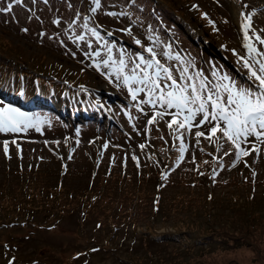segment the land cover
Returning a JSON list of instances; mask_svg holds the SVG:
<instances>
[{"label":"rangeland","instance_id":"obj_1","mask_svg":"<svg viewBox=\"0 0 264 264\" xmlns=\"http://www.w3.org/2000/svg\"><path fill=\"white\" fill-rule=\"evenodd\" d=\"M161 1L159 5L163 8L160 11L146 3L141 7L144 11L138 14L109 17L104 13L124 12L122 6L128 0H102L103 9L95 16L88 11L89 0H48V3L23 0L21 4L15 0H0V10L12 4L11 12L0 11V62L6 67L0 70V105L38 115L44 121L39 132L33 128L14 134L0 133V169L2 163L13 161L16 151L32 150L29 153L38 158L40 167L49 168L48 172L54 178L58 177L59 167L67 166L71 168V174L64 179L84 182V186L91 179L90 169L94 168L95 182L97 180L94 192L105 183L106 196L121 195L115 194L118 189L113 187L124 178L126 189L133 194L128 198L138 199L134 212L137 224L127 229L111 227L106 221L102 227H95L97 216L109 211L107 206L120 207L123 215L127 214L124 209L130 202L113 198V203H104V206L98 202L87 225L76 222L73 215L66 218L68 221L61 222L57 230L35 227L15 234V263L67 262L75 249L80 255L81 249L89 244H95L99 249L96 254H91L90 263H82L84 256L77 260L75 255L77 261L67 264H130L136 259L142 264L211 263L217 259L215 245L218 240L195 241L193 236L197 234V225L201 232V228L209 227V220H215L213 230L217 234L220 220L232 216L234 209L240 208L248 214L264 213V152L259 157L255 153L243 157L236 167H232L234 156L216 152V145L204 138L196 145L194 137L189 136L185 159L177 167L175 161L179 153L172 146L173 137L166 124L160 121L147 126L148 117L135 111V102L131 101L127 89L118 86L114 76H107L108 70L101 68L97 71L93 58L85 56L86 51L95 50L106 58V49L102 47L105 41L115 46L114 58L119 57L120 49L147 56L134 43L135 37L144 47H154L157 53L169 50L171 45L173 57L178 52L182 59L192 61L195 70L203 72L210 80L212 72L216 71L238 83L248 84L247 70L239 59L247 56L241 13L253 16L257 30L264 29V0ZM77 12L81 20L77 21L75 30L84 34L86 40L74 43L69 39L72 33L69 31L65 35V32ZM84 16L92 17L89 26L97 27L103 37L100 43L79 27ZM57 19L61 20V25L53 23ZM128 27L132 28V36L122 31ZM109 31L112 36L107 35ZM88 42L92 43V50L87 48ZM253 43L258 49L264 48L254 40ZM158 58L166 64L180 66L167 57ZM95 60L100 62L101 58ZM12 70L30 75L17 80L11 74ZM37 75L52 80L54 85L46 89L42 84L35 85L32 77ZM16 80L22 87L16 84ZM3 95L24 99L23 107L5 101ZM39 97L49 98V108L55 110L42 108V101L38 105ZM145 111L149 109L146 107ZM125 113L135 119L129 122ZM145 127L150 130L143 131ZM6 140L9 142V157L5 156L3 148ZM105 143L107 149L103 147ZM140 143L146 145L143 151L139 148ZM132 155H136L139 167ZM193 156L195 162H192ZM98 169L101 170L99 176ZM165 174L167 179L162 178ZM155 189L159 190L156 212L152 211ZM149 229L153 236L148 234ZM145 236L147 239L143 238ZM6 238L0 236V240Z\"/></svg>","mask_w":264,"mask_h":264},{"label":"snow or ice","instance_id":"obj_2","mask_svg":"<svg viewBox=\"0 0 264 264\" xmlns=\"http://www.w3.org/2000/svg\"><path fill=\"white\" fill-rule=\"evenodd\" d=\"M15 2L21 4L23 0H15ZM44 2L48 3V0ZM68 6L72 7L71 4ZM102 9V0H89L88 11L92 16ZM0 11L11 12L12 4ZM104 14L109 17L128 15L126 12L112 11ZM241 17L244 21L242 29L247 56H241L239 59L247 70V78L250 81L248 84L238 83L230 76L216 71L212 72L210 80L203 72L195 70L192 61L182 59L179 54L173 57L171 45L168 46L169 50L157 53L154 47H144L140 39L133 37L134 43L140 46L147 56L120 49L119 57L114 58L112 53L115 46L105 41L102 47L106 49L107 56L102 58L99 51L92 50V43H87V48L92 51H86L85 56L93 58L97 71H101V68L108 70L107 76H114L119 82L118 86L127 89L131 101L135 102L133 105L135 111L148 117L146 125L151 126L160 121L166 124L169 134L173 137L172 146L179 153L175 161L177 167L185 159V153L188 151L186 140L189 136L194 137L196 145H199L201 138H204L216 145V152H222L223 156H234L235 163L232 167H236V163L241 162L243 157L253 153L259 157L264 152V48L258 49L253 43L254 40L264 45V29L257 30L254 27L253 16L241 13ZM91 18L84 16L79 27L100 43L103 37L96 26H89ZM80 20L79 12L75 13V18L69 23L65 32V35L69 31L72 33L69 39L74 43L86 40L84 34H78L75 30L77 21ZM53 23L61 25V20H54ZM122 31L132 36L131 27ZM107 35L112 36L113 33L109 31ZM158 56L175 60L180 66L166 64ZM95 58H101L100 62H96ZM101 75H105V72H101ZM146 107L149 109L147 112ZM166 116H170L171 119L166 120ZM128 119L131 122L135 117L128 115ZM42 123L44 121L38 115H30L15 107L0 105V133L14 134L33 128L39 132ZM133 129H136L135 124ZM149 130L148 127L143 129V131ZM217 133L221 135L218 136ZM12 143L15 144L16 141L13 140ZM103 147L107 149L108 144L105 143ZM145 147L144 143L139 144L142 151ZM3 148L7 155L9 148L7 140L4 141ZM131 158L137 161L139 167L136 155H132ZM192 162H195L194 156ZM216 162L220 163L219 160ZM245 166L249 167L247 164ZM162 178L167 179V175H163Z\"/></svg>","mask_w":264,"mask_h":264},{"label":"trees","instance_id":"obj_3","mask_svg":"<svg viewBox=\"0 0 264 264\" xmlns=\"http://www.w3.org/2000/svg\"><path fill=\"white\" fill-rule=\"evenodd\" d=\"M161 0H128L127 4L122 6L124 12L138 14L139 11H144L141 7H145L146 3L151 4L152 8H156L158 11L162 10L159 4ZM164 5L166 4L165 1ZM155 10V9H153ZM11 48V47H10ZM6 67L0 62V70ZM8 74V73H7ZM6 74V75H7ZM11 74L17 77L16 79H22V76L28 77L29 73L23 74L22 71H11ZM10 74V75H11ZM9 76V75H8ZM1 77V74H0ZM4 77V80H6ZM32 81L35 85L42 84L43 87L49 88L54 85L52 80H46L40 75L33 76ZM16 80V81H17ZM22 81V80H21ZM1 82V78H0ZM48 82L49 84H47ZM19 87H22L21 82ZM24 84V83H23ZM63 89V85L60 84ZM24 96V94L21 93ZM27 150L26 152L16 151V156L13 161H6L1 165L0 175V236L7 237L5 240H0V264H25L15 263V234H18L24 230L39 228L49 230H57L60 227L61 222L68 221L66 218H70L74 215L76 222L87 225L91 221V213L96 210L98 202L104 206L105 204L113 203V198L119 199L121 202H130L124 209L126 215L120 211V207L111 208L107 206L109 210L106 215H98V219L95 221V227L99 228L103 226L106 221L107 225L111 227H125L127 229L130 225H136L135 206L138 204V199L131 200L128 196H133L130 190L126 189V181L119 179L116 182L118 192L114 195L106 196L107 192L105 183L101 185V188L94 192L95 182L94 172L95 169H90V177L86 185L79 181H70L64 179L65 176H70L71 168L67 166H61L58 168V177H52L48 172L49 168L40 167L38 158L33 157ZM9 157V153L5 155ZM173 157V154H170ZM68 157H65L67 159ZM26 159V160H24ZM1 164V163H0ZM36 174V175H34ZM39 174V176H38ZM101 175V170L98 169V176ZM126 175V174H125ZM148 177V173H146ZM145 178V177H141ZM139 181L142 179L137 178ZM131 180V179H130ZM119 184V185H118ZM112 186H110V189ZM112 190V189H111ZM158 189L153 192L154 205L152 211H157L158 207L155 206V202L158 198ZM120 196V198H118ZM105 197H108L106 200ZM142 202V201H141ZM232 216H228L225 220H220L218 223V229L220 232L214 234L213 226L216 225L215 220H209V227L198 231V225L196 228L197 234L194 235L195 241L203 243V240L210 239L218 242L215 245L216 251L218 249L217 259L207 263L201 264H264V213H250L242 209H234ZM221 215H224L223 213ZM210 218H212L210 216ZM195 230V229H194ZM207 234L202 236V234ZM150 236H153L149 233ZM147 239V236L143 237ZM149 238V237H148ZM145 239V240H146ZM86 241H88L86 239ZM188 247H192L188 245ZM187 247V248H188ZM96 250L99 251L95 244H89L85 249H81L80 255L76 253L77 249L67 258V262L59 264H67L76 262L84 256L82 263H90L91 254H96ZM187 252V249H183ZM79 251V250H78ZM213 252V251H211ZM83 253V254H82ZM77 255V260L74 256ZM141 263L140 259L132 260L130 264ZM179 264V263H178Z\"/></svg>","mask_w":264,"mask_h":264},{"label":"bare ground","instance_id":"obj_4","mask_svg":"<svg viewBox=\"0 0 264 264\" xmlns=\"http://www.w3.org/2000/svg\"><path fill=\"white\" fill-rule=\"evenodd\" d=\"M178 54V52H176V55Z\"/></svg>","mask_w":264,"mask_h":264}]
</instances>
